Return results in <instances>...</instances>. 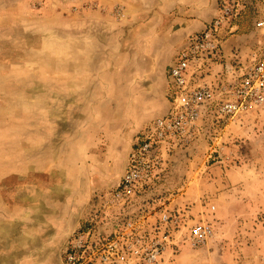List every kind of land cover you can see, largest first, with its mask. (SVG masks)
<instances>
[{"label":"rangeland","instance_id":"rangeland-1","mask_svg":"<svg viewBox=\"0 0 264 264\" xmlns=\"http://www.w3.org/2000/svg\"><path fill=\"white\" fill-rule=\"evenodd\" d=\"M175 1L0 0V264H61L75 233L110 217L138 135L168 111L187 39L165 15ZM260 2L246 0L230 65L261 53ZM167 164L123 215L162 207L211 225L197 247L175 230L171 264H264V107L214 114Z\"/></svg>","mask_w":264,"mask_h":264},{"label":"built area","instance_id":"built-area-1","mask_svg":"<svg viewBox=\"0 0 264 264\" xmlns=\"http://www.w3.org/2000/svg\"><path fill=\"white\" fill-rule=\"evenodd\" d=\"M253 8L254 29L264 37V0ZM246 9V0H219L215 18L182 42L167 72L168 111L138 135L113 193L110 217L75 233L61 264H171L166 255L175 244V230L183 233L187 226L182 239L191 247L204 244L212 235L211 225L188 226L180 211L172 214L160 207L158 212L123 214L134 205L137 194L151 190L166 174L172 151L197 141L206 119L214 114L232 119L264 107V45L261 53L256 51L236 65H230L225 55V46L240 30L239 20ZM222 60L228 71L222 67L215 72Z\"/></svg>","mask_w":264,"mask_h":264},{"label":"crops","instance_id":"crops-1","mask_svg":"<svg viewBox=\"0 0 264 264\" xmlns=\"http://www.w3.org/2000/svg\"><path fill=\"white\" fill-rule=\"evenodd\" d=\"M217 5L218 0H176L165 15L173 17L172 22L178 25L177 36L184 38L203 31L215 18Z\"/></svg>","mask_w":264,"mask_h":264},{"label":"trees","instance_id":"trees-1","mask_svg":"<svg viewBox=\"0 0 264 264\" xmlns=\"http://www.w3.org/2000/svg\"><path fill=\"white\" fill-rule=\"evenodd\" d=\"M246 13H247V12L245 11V12L241 15V17H240V20H239L240 29L242 28L241 20H242V18L244 17V15H245Z\"/></svg>","mask_w":264,"mask_h":264}]
</instances>
